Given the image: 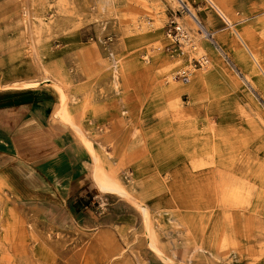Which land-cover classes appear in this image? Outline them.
Returning a JSON list of instances; mask_svg holds the SVG:
<instances>
[{
    "label": "rangeland",
    "instance_id": "obj_1",
    "mask_svg": "<svg viewBox=\"0 0 264 264\" xmlns=\"http://www.w3.org/2000/svg\"><path fill=\"white\" fill-rule=\"evenodd\" d=\"M41 82L73 104L94 222L0 185V264H264V0H0V84Z\"/></svg>",
    "mask_w": 264,
    "mask_h": 264
},
{
    "label": "crops",
    "instance_id": "obj_2",
    "mask_svg": "<svg viewBox=\"0 0 264 264\" xmlns=\"http://www.w3.org/2000/svg\"><path fill=\"white\" fill-rule=\"evenodd\" d=\"M60 108L51 82L0 84V185L16 204L38 210L63 229L94 222L89 199L95 186L73 104L67 100L71 122L57 116Z\"/></svg>",
    "mask_w": 264,
    "mask_h": 264
},
{
    "label": "built area",
    "instance_id": "obj_3",
    "mask_svg": "<svg viewBox=\"0 0 264 264\" xmlns=\"http://www.w3.org/2000/svg\"><path fill=\"white\" fill-rule=\"evenodd\" d=\"M174 30L176 31V35L173 36L174 38L173 37L172 38H173L174 42H176L178 45H180V43L182 41H185L186 36H185V34H183V32L178 27H174ZM169 32H171V30ZM169 35L171 36V33H169ZM205 64H206V62L201 63V64L199 63L200 67H202V68L204 67ZM189 75H190V73H188L187 71H182L179 75V78H181L182 82H187L189 79Z\"/></svg>",
    "mask_w": 264,
    "mask_h": 264
},
{
    "label": "bare ground",
    "instance_id": "obj_4",
    "mask_svg": "<svg viewBox=\"0 0 264 264\" xmlns=\"http://www.w3.org/2000/svg\"><path fill=\"white\" fill-rule=\"evenodd\" d=\"M178 1H180L181 2V0H178ZM214 5V4H213ZM102 186L104 187V185L102 184ZM263 244V243H262ZM249 256V255H248ZM254 261V260H253Z\"/></svg>",
    "mask_w": 264,
    "mask_h": 264
}]
</instances>
